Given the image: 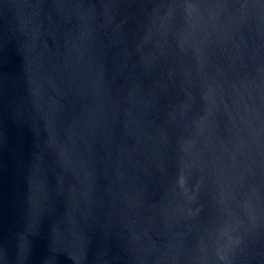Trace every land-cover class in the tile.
<instances>
[{"label": "water", "instance_id": "water-1", "mask_svg": "<svg viewBox=\"0 0 264 264\" xmlns=\"http://www.w3.org/2000/svg\"><path fill=\"white\" fill-rule=\"evenodd\" d=\"M0 264H264V0H0Z\"/></svg>", "mask_w": 264, "mask_h": 264}]
</instances>
